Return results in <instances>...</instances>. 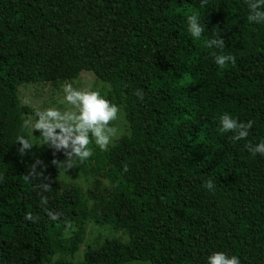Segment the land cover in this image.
<instances>
[{"label": "trees", "instance_id": "1", "mask_svg": "<svg viewBox=\"0 0 264 264\" xmlns=\"http://www.w3.org/2000/svg\"><path fill=\"white\" fill-rule=\"evenodd\" d=\"M200 2L0 0V264H207L219 251L264 264V155L245 147L264 141V23L248 21L247 0ZM191 15L205 27L199 39ZM220 37L223 53L236 57L223 69L214 61L220 50L204 44ZM85 70L109 86L106 98L123 105L129 126L107 151L90 145L84 166L107 178L102 190L100 179L86 191L61 184L60 153L22 128L36 111L20 103V85H58ZM225 112L255 121L246 140L218 130ZM18 135L33 144L23 157ZM37 159L53 181L47 205L42 181L23 179ZM89 218L128 241L107 238L86 246L82 260L51 263L77 252ZM65 221L77 226L67 240Z\"/></svg>", "mask_w": 264, "mask_h": 264}, {"label": "clouds", "instance_id": "2", "mask_svg": "<svg viewBox=\"0 0 264 264\" xmlns=\"http://www.w3.org/2000/svg\"><path fill=\"white\" fill-rule=\"evenodd\" d=\"M208 0H201L200 7L203 8ZM249 22L264 23V0H247ZM188 30L194 38H201L204 34L205 27L199 22L196 15L188 17ZM205 47L220 50L214 54L216 65L223 69L229 62L236 64V57L231 54H224L223 49L226 47L225 40L209 39L204 42ZM64 101L69 105L68 108L61 110L57 107H49L44 110L36 111L34 115H28L23 122L22 128L31 133L39 132V138L56 152L63 151L66 159L63 162L53 160V164L58 168H64L66 171L71 170L78 165L86 163L94 155L90 145L94 142L102 151H107L110 144L118 138L120 129L115 125V121L120 118L121 108L113 104L109 99L101 94L98 90L79 89L72 83L66 82L63 85ZM141 100L144 99L143 89L135 92ZM255 121L240 122L225 112L219 116V131L221 133H232L230 139L234 142L246 140L250 135ZM18 153L21 157L28 154L33 149L30 139L24 135L17 136ZM247 150L255 156L256 154L264 155V141L253 145L247 143ZM43 162L39 159L31 165L27 174L23 175L25 181L33 179L41 180L37 185L41 189V203L48 204V193L52 190L50 177H45L43 170L38 171V167ZM46 167V166H45ZM3 177L0 176V181ZM208 190L214 191V181L209 179L204 185ZM47 215L52 221L60 220L62 213L47 211ZM25 219L34 221L31 213L26 214ZM67 228H71V223L65 221ZM207 264H241V260L236 255H229L223 251L213 252L207 258Z\"/></svg>", "mask_w": 264, "mask_h": 264}, {"label": "rangeland", "instance_id": "3", "mask_svg": "<svg viewBox=\"0 0 264 264\" xmlns=\"http://www.w3.org/2000/svg\"><path fill=\"white\" fill-rule=\"evenodd\" d=\"M72 83L74 87L79 89H90V90H98L101 92L102 95L105 97L108 95V92L110 90L108 85H105L100 81L93 72L91 71H82L80 76L76 79L65 81L58 85H53L52 83L45 82V83H30V84H23L18 87V98L22 105H27L30 108L34 109L35 111H40L47 109L49 107H57L61 110H64L69 107L67 103L64 101V93H63V85L66 83ZM121 108V114L120 118L115 121V125L120 129L118 138L123 134H129V126L128 121L125 118V112L123 105H118ZM27 115H24V118L26 119ZM29 137L32 142H35L41 146H44L48 149L55 150L53 148L48 147L45 145L42 140L39 138L40 133L35 132L34 134L28 131ZM115 139L112 144L109 145V147L116 143L118 140ZM93 146L98 147L95 145V143H92ZM60 153V162L65 161L66 157L63 153V151ZM85 164V163H84ZM82 164V169H79L77 167L71 169V170H65L64 168H59V182L61 184L63 183H75L79 187H81L82 190L86 191L88 189H93L94 183L96 179L101 180L100 188L102 190V187H108L109 182L107 178L100 175L99 172H93L92 170H89L91 168V165H85ZM89 167V168H88ZM105 190V189H104ZM103 190V192H104ZM96 193H98V190H95ZM96 200V197L89 198L88 202L90 206H93L94 201ZM77 229V226H72L71 228H67L63 230L61 233V237L63 239H68ZM119 238L122 241L126 242L128 241V236L119 230H114L109 225L105 224H97L94 222L92 218H89L87 224L84 226V233H83V240L79 245V248L77 252L73 255H63L60 253H57L53 256L51 263H53L56 259L59 258H68L73 261H78L83 259V252L86 246L93 245L97 243H101L107 238ZM124 264H149V261L147 260H131L127 261Z\"/></svg>", "mask_w": 264, "mask_h": 264}]
</instances>
